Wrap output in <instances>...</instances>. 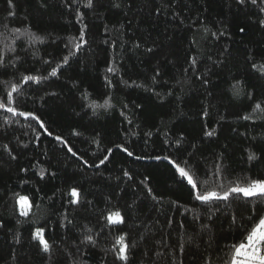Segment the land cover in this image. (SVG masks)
Instances as JSON below:
<instances>
[{
  "label": "trees",
  "instance_id": "obj_1",
  "mask_svg": "<svg viewBox=\"0 0 264 264\" xmlns=\"http://www.w3.org/2000/svg\"><path fill=\"white\" fill-rule=\"evenodd\" d=\"M261 8L264 0H93L91 8L86 0H0V53L16 62L0 69V81L48 77L21 83L15 106L53 133L0 110V264H123L113 247L121 232L133 245L128 264H221L226 246L240 239L229 214L239 219L247 209L239 199L221 204L211 231L202 229L210 213L190 200L170 161L213 187L264 176V113L253 111L264 103V72L252 67L264 65ZM81 29L87 43L76 51ZM65 56L69 63L50 77ZM105 100L109 107H91ZM250 153L259 159L249 161ZM216 165L222 181L212 176ZM73 187L80 204L70 203ZM21 196L33 205L27 218ZM109 211L127 225L105 228ZM41 226L50 253L32 238ZM85 234L95 246L81 243Z\"/></svg>",
  "mask_w": 264,
  "mask_h": 264
},
{
  "label": "snow or ice",
  "instance_id": "obj_2",
  "mask_svg": "<svg viewBox=\"0 0 264 264\" xmlns=\"http://www.w3.org/2000/svg\"><path fill=\"white\" fill-rule=\"evenodd\" d=\"M13 0H8L9 4H12ZM79 2V0H76ZM241 4L245 3V0H239ZM253 4L257 3V0H252ZM86 6L91 8L93 6V0H86ZM118 6V5H117ZM261 11H264V8H261ZM10 15H14V13H10ZM82 16V14H81ZM80 17H78L79 19ZM261 24H264V20L259 21ZM85 27H87L85 25ZM13 33H16L17 36H28L31 41H43V37L35 35V33H26L22 32L20 28L12 29ZM244 31V29H241ZM84 31L80 30V36L77 40L74 41V46L76 51H78L83 44H86L87 41L84 39ZM15 39H13L12 44L8 45L9 51H15ZM31 46V45H30ZM65 48L69 49L70 55H74L75 53L69 48V45H65ZM151 51V49H149ZM15 61L9 60L7 63L4 59V54L0 53V69H4L5 71L11 65L13 68L15 67ZM45 63H50V61H45ZM69 63V57H62V63L58 64L56 67L51 68L49 72L50 77H56L59 73L60 68L63 65ZM196 61L193 59V64ZM253 68L258 69V71L264 72V65H257L255 63L252 64ZM109 72L115 71L114 68L109 67ZM3 74V73H0ZM48 77L38 76L33 74L22 75L20 81L10 82V81H0V85H7V88L4 90L3 95H0V110L3 113H11L12 116H19L31 118L39 123L40 127L43 128L44 132H46L49 136L53 135L51 131L45 126L44 121L41 119L39 115H36L35 112L32 111H22L18 107H16V99L17 96H21L23 93L21 83L29 84L30 82L40 83L42 80L47 79ZM127 83V82H125ZM207 83V81H205ZM240 81H237V85H239ZM109 84L111 82L109 81ZM237 94H240L242 91L239 87L235 89ZM250 96V94H248ZM110 103L108 100H105L103 105H98L93 103L91 107L100 108V107H109ZM253 111H258L264 113V103L257 102L253 106ZM204 115L207 116V111L204 112ZM243 119L250 120L251 116H244ZM264 119V117H262ZM5 123H10V120L7 116L4 117ZM78 134V133H77ZM151 133H149L150 135ZM206 136L214 135V131H206L204 133ZM56 140L62 141L63 144L67 145L68 141L62 140L61 136H56ZM179 143V141H178ZM122 147V146H117ZM69 152H73L71 147H68ZM123 151L127 153L128 156H133V152L129 151L127 147L123 148ZM111 152V150H109ZM73 155L75 153L73 152ZM143 157H137V159H142ZM161 157H156V159H160ZM164 159H169L168 157H163ZM249 161L259 159L255 153H250L248 156ZM108 160V156H104L103 159H100L99 163L104 164L105 161ZM85 164L88 161H84ZM170 163L176 169V172L179 174V177L186 181L187 185L190 186L188 188V195L190 200L200 202L201 206L207 207L209 211V224L201 225L202 229H206L209 232L211 231L212 216L217 212L221 211L220 205L230 206L234 201L239 199L240 202L244 204L247 209V215H241L239 219L234 213L229 214L230 225L229 228H235L240 232V239L236 243H232L226 246L225 256L226 259L221 260V264H264V176H260L258 178H245L242 181L229 182L227 187L224 186L223 182L217 184L216 186H211L208 180L198 181L196 178V174L194 171L189 170L186 167H182L181 164L177 163L175 160H171ZM91 167V165H89ZM27 171V169H23ZM224 169L219 165H216L215 171L212 172V176L218 180L223 179L222 173ZM44 175V172L41 171V176ZM124 176L129 177L131 179L130 174L125 171L123 173ZM147 179V178H146ZM143 183V181H141ZM148 192H152L151 188H148ZM70 195L74 198L70 200V203L80 204L81 201V193L80 191L73 187L71 189ZM19 203V214L22 217H29V213L33 207L32 203L29 202L28 197L21 196L18 200ZM90 203V202H89ZM187 211V209H186ZM106 224L105 228L109 225L112 229H117L120 226H126L127 220L125 215H123L120 211H109L108 214L104 217ZM198 219V217H196ZM20 223V221H17ZM69 224L72 221H68ZM3 221H0V227H3ZM104 229L102 228L101 231ZM91 229H88V233H91ZM98 236L99 233H96ZM32 238L39 242V245L42 246V250L45 253H50L52 249V245L49 243V240L45 238V228L44 227H36L34 233L32 234ZM17 242H19V238L17 237ZM96 238L92 234H85L81 243H86L92 246L96 244ZM118 245V247H117ZM116 248L115 256L116 258L123 262V264H128L130 259V253L133 248L128 242V233L121 232V234L116 237V243L113 245ZM183 250V247H181ZM206 264H211L210 261H206Z\"/></svg>",
  "mask_w": 264,
  "mask_h": 264
}]
</instances>
